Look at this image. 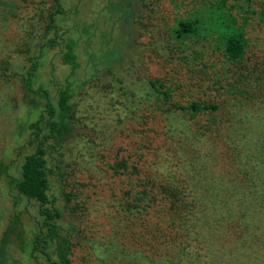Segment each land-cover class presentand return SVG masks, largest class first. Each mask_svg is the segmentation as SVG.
Listing matches in <instances>:
<instances>
[{
	"label": "trees",
	"instance_id": "16d2710c",
	"mask_svg": "<svg viewBox=\"0 0 264 264\" xmlns=\"http://www.w3.org/2000/svg\"><path fill=\"white\" fill-rule=\"evenodd\" d=\"M60 2L51 0L47 8V31H56L57 15L62 13ZM190 11L188 16L175 19L170 35L179 45L185 41H213L214 47L209 46L213 51L206 49L211 51L209 58L201 64L170 57L167 62L179 66L161 78L149 77L142 84L123 81L124 66L116 75L115 88L130 113L134 112L132 104H146L151 113L144 122L147 116L154 123L155 114L162 117L164 127H160L159 135L164 136L163 140L172 138L181 151L183 142L196 146L192 159L197 164L179 163L181 167L192 165L187 170L188 177L174 174L172 168L176 164L171 159H167L170 170L162 166V160L151 174L140 172V168L124 159L111 165L112 175L123 181L118 195H111L110 207L118 219L112 222L109 235L99 237L97 247L92 248L96 263L114 260L113 264H264V112L250 106L264 102V0H204ZM127 14L129 10L124 9L122 15ZM45 43L53 45L54 37L42 45ZM76 43L75 37L67 35L60 55L72 72L78 65ZM115 52L110 45L98 54L105 70L116 62ZM190 52L192 59L204 53L195 48ZM42 54L40 48L38 54L27 57L20 72L22 87L39 95L43 103L28 126L33 135L28 141L32 149L22 155L15 176L8 181L18 196L35 204L32 227L25 232L27 255L37 264H72L69 237L74 227H64V210L67 208L74 215L88 204L81 200L69 205L78 195L62 190L59 191L64 202L58 203L47 152L50 144L62 139L71 126L73 105L69 98L73 81L51 96L43 83L33 86L43 65ZM213 61L227 64L230 76L221 74L222 78H218L211 69L216 65ZM186 71L197 79L212 77L206 78L212 81L211 98L182 102L174 98L177 90L198 84L184 76ZM222 93L229 96L222 97ZM244 107L246 113L242 111ZM200 115H206L207 121L197 130L190 121L193 118L195 122ZM225 122L228 124L223 126ZM216 137L224 146L226 167L203 147L205 142L215 146L212 143H217ZM182 155L184 161L189 160L184 149ZM84 181L85 191L94 188L88 180ZM81 197L87 198L88 193ZM16 217L10 218L1 231L2 260L7 258L6 244L18 222ZM146 217L145 228L142 219ZM16 240L20 244L19 234Z\"/></svg>",
	"mask_w": 264,
	"mask_h": 264
},
{
	"label": "rangeland",
	"instance_id": "374dc122",
	"mask_svg": "<svg viewBox=\"0 0 264 264\" xmlns=\"http://www.w3.org/2000/svg\"><path fill=\"white\" fill-rule=\"evenodd\" d=\"M203 1L61 0L62 13L57 15L56 31L53 33L46 30V13L51 0H0V236L10 218L17 216L18 220L13 232L8 235V254L5 260L0 259L1 264H37L27 255L29 246L25 240V232L32 227L35 204L18 196L8 181L15 176L22 155L32 149L28 141L33 135L28 126L43 103L39 95L22 87L20 72L27 63V57L38 54L42 49L43 65L33 86L38 82L43 83L50 96L68 81H73L69 98L73 105L71 126L62 139L48 147V163L52 166L51 180L55 182L58 203L64 202L59 191L62 190L78 195L76 200L68 202L69 205L81 200L88 204L85 205L86 209L76 210L74 215L69 209L64 210V227H74L73 235L69 237L71 263L104 264L106 260L96 263L91 250L97 247L99 237L109 235L112 222L118 219L110 207L111 195H118L123 182L112 175L110 166L124 159L140 168V172L151 174L162 160V163L165 162L162 166L170 170L167 159H171L176 164L172 168L174 174L188 177L186 173L192 165L181 167L179 163L193 162L192 151L196 148L187 142L182 143L185 158L189 159L184 161L178 142L174 143L172 138L163 140L164 136L159 135L162 131L160 127H164L162 117L155 114L152 119L154 123L147 116L144 122L146 115L151 113L145 103L140 106L132 104V113L124 108V97H120L115 88L116 75L127 66L123 81L142 84L149 77L161 78L171 68L179 66L175 62L174 65L169 64L167 61L170 57L172 60H194L202 64L203 59L209 58L208 52L213 51L209 46L214 47V42L185 41L179 45L172 39L170 27L176 18L188 16L192 6ZM124 9L129 10L126 16L122 15ZM69 34L77 40L74 54L78 65L73 72L60 59L63 39ZM52 36L55 41L53 45H42ZM110 45L116 50V62L105 70L98 54ZM194 48L204 52L197 59L191 56L190 51ZM213 62L216 65L211 69L218 78H222L221 74L230 76L227 64ZM184 76L193 79L192 82L198 81V84L191 89L183 87L177 90L174 96L176 100L211 98L212 81L206 78L212 77L197 79L188 71L184 72ZM223 96L229 95L222 93ZM214 97L220 99L219 94L214 93ZM250 106L264 112V102ZM246 108L242 109L245 113ZM191 119L190 126L197 130L207 121L206 115L197 116L195 122ZM227 124L225 122L223 126ZM151 137L154 139L151 140ZM216 141L212 143L215 146L205 142L203 147L219 159L221 166L226 167V159L223 161L224 146L217 137ZM178 167L181 168L175 172ZM84 180H88V185L94 188L85 191ZM86 193L88 197L82 198L81 195L85 196ZM147 218L142 219L145 228ZM62 232L65 233L64 230ZM17 234L21 245L16 240ZM113 263L114 260L107 262Z\"/></svg>",
	"mask_w": 264,
	"mask_h": 264
}]
</instances>
